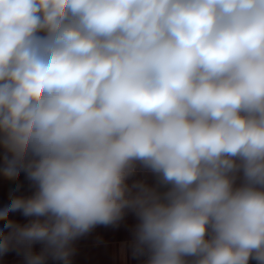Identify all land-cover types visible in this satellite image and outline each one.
I'll list each match as a JSON object with an SVG mask.
<instances>
[{"label":"clouds","instance_id":"9594fccd","mask_svg":"<svg viewBox=\"0 0 264 264\" xmlns=\"http://www.w3.org/2000/svg\"><path fill=\"white\" fill-rule=\"evenodd\" d=\"M0 176V257L264 264V0H0Z\"/></svg>","mask_w":264,"mask_h":264},{"label":"crops","instance_id":"0c3cea01","mask_svg":"<svg viewBox=\"0 0 264 264\" xmlns=\"http://www.w3.org/2000/svg\"><path fill=\"white\" fill-rule=\"evenodd\" d=\"M151 182L152 177H148ZM20 187L17 194H26L28 181L23 174L18 182ZM0 176V207L6 205L10 188H15ZM16 217L20 219L19 213ZM136 223L133 215L129 214L119 226H97L91 233L75 242L76 252L72 264H142V259L134 257L130 248L132 229ZM0 222V228H2ZM36 250L40 245H35ZM0 264H24L23 258L15 251L0 257ZM252 264H255L253 261Z\"/></svg>","mask_w":264,"mask_h":264}]
</instances>
